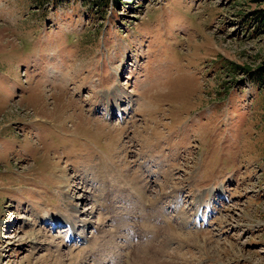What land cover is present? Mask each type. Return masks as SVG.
I'll list each match as a JSON object with an SVG mask.
<instances>
[{"label": "rangeland", "instance_id": "obj_1", "mask_svg": "<svg viewBox=\"0 0 264 264\" xmlns=\"http://www.w3.org/2000/svg\"><path fill=\"white\" fill-rule=\"evenodd\" d=\"M40 3L0 0V264H264V0Z\"/></svg>", "mask_w": 264, "mask_h": 264}, {"label": "bare ground", "instance_id": "obj_2", "mask_svg": "<svg viewBox=\"0 0 264 264\" xmlns=\"http://www.w3.org/2000/svg\"><path fill=\"white\" fill-rule=\"evenodd\" d=\"M115 89H117V88H115ZM113 90V92H112V96H115V95H117L118 96V92H119V95H121L123 92L122 91H120L119 89L118 90ZM123 95V94H122ZM105 96V98H107L108 96L107 95H104ZM104 113H105V115H106V118L107 119H111L112 118V114H111V111H110V109L109 108H107L106 106H104ZM120 115V114H119ZM122 116V115H121ZM67 197L69 198V199H73L71 196H69V194H67ZM71 207H72V209H74L75 211H74V213H75V215L74 214H71V216L67 219V220H65L64 222L63 221H61V220H59L58 218H56V216L55 215H53V217H51V218H49L50 219V221L51 222H53L52 224H49L50 226H53L54 228H56V229H58V227H56V226H61L60 228H62V227H64V228H66L67 229V232H69V235L67 236V240H68V242H74V241H77V239H73L74 238V236H75V231H76V229H78V228H80L82 225H81V223H83V226H87L88 224H90V220L89 221H86V220H80L81 219V217H87V218H89L92 214H93V212L92 211H88V212H86V213H83V215H78V214H80L79 212H78V206L77 205H75V204H71L70 205ZM55 216V217H54ZM59 216H61V215H59ZM58 217V216H57ZM49 219H48V222H49ZM49 225H47V226H49ZM76 237V236H75ZM85 238V237H84ZM100 252H103V251H100ZM93 253V255H97L98 253H99V251H94V252H92ZM100 254V253H99ZM103 254V253H102ZM101 255V254H100ZM113 258V257H112ZM71 259H74V257L73 258H71ZM70 259V260H71ZM71 261H73V260H71ZM110 264H116V263H114V262H110Z\"/></svg>", "mask_w": 264, "mask_h": 264}, {"label": "trees", "instance_id": "obj_3", "mask_svg": "<svg viewBox=\"0 0 264 264\" xmlns=\"http://www.w3.org/2000/svg\"><path fill=\"white\" fill-rule=\"evenodd\" d=\"M40 4H44L48 0H38ZM87 2H90L93 4V6H96L97 8L105 9L109 5H115L117 7H120L123 5V3H126L129 0H86ZM125 1V2H124ZM132 1V0H130ZM130 5V3L128 2ZM261 17V24L264 26V11L260 15ZM258 75L261 77V81L264 83V68L262 70H259Z\"/></svg>", "mask_w": 264, "mask_h": 264}]
</instances>
